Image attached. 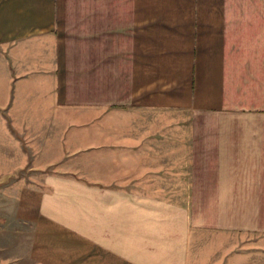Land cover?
Wrapping results in <instances>:
<instances>
[{
  "label": "crops",
  "instance_id": "1",
  "mask_svg": "<svg viewBox=\"0 0 264 264\" xmlns=\"http://www.w3.org/2000/svg\"><path fill=\"white\" fill-rule=\"evenodd\" d=\"M0 183L2 264H264V0H0Z\"/></svg>",
  "mask_w": 264,
  "mask_h": 264
},
{
  "label": "rangeland",
  "instance_id": "2",
  "mask_svg": "<svg viewBox=\"0 0 264 264\" xmlns=\"http://www.w3.org/2000/svg\"><path fill=\"white\" fill-rule=\"evenodd\" d=\"M0 185H2V183H0ZM215 254H211L210 258L213 260H207L204 261L203 264H225V261H221V259L218 256H214ZM218 257V258H215Z\"/></svg>",
  "mask_w": 264,
  "mask_h": 264
},
{
  "label": "water",
  "instance_id": "3",
  "mask_svg": "<svg viewBox=\"0 0 264 264\" xmlns=\"http://www.w3.org/2000/svg\"><path fill=\"white\" fill-rule=\"evenodd\" d=\"M0 264H2V263H0Z\"/></svg>",
  "mask_w": 264,
  "mask_h": 264
}]
</instances>
